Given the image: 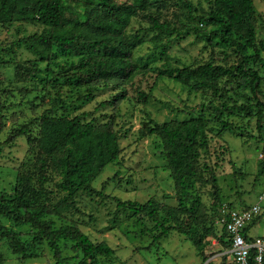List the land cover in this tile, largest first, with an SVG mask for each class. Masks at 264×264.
Segmentation results:
<instances>
[{
	"label": "rangeland",
	"instance_id": "obj_1",
	"mask_svg": "<svg viewBox=\"0 0 264 264\" xmlns=\"http://www.w3.org/2000/svg\"><path fill=\"white\" fill-rule=\"evenodd\" d=\"M114 1L121 6L126 32L139 36L141 41L133 51V61L152 54L157 43L165 45L167 50L160 60L138 68L129 79L98 81L91 85V90L89 86L64 85L47 75V68L55 71L57 65L75 62V58L45 63L24 50L19 41L39 33L42 29L39 25L0 20V197L11 201L17 178L22 179L36 192L33 198L24 199L28 209L46 208L49 214L45 219L53 220L55 227L73 223L92 243H105L113 250L111 257L98 258L92 264H236L229 249L219 240L224 211L259 204V216L249 225L246 235L264 238V199L259 201L264 195V174L260 175L264 165V133L257 131L255 117L227 119L239 129L236 132L241 136L221 131L214 120L207 123L208 146L199 150L194 163L193 188L199 199L195 225L201 231L208 230L202 255L183 234L174 230L159 242H153L154 223L143 214L128 217L114 199L139 205L155 200L163 208L177 207V190L166 166L160 139L148 130L155 124L196 116L205 95L189 92L186 87L158 76L154 69L198 66L206 62L228 67L235 65L239 57L234 48L220 39L209 45L188 30L197 25L196 16L209 11V0ZM254 8L258 45L264 38V0H254ZM4 15L9 17L7 12ZM149 16L180 30L184 33L182 38L175 35L168 38L151 30ZM198 27L204 31L211 29L204 24ZM187 31L190 34L186 35ZM261 56L264 58V53ZM256 69L262 80L259 99L264 102V68ZM122 90L126 93L124 100L111 107H98ZM140 93L147 95L145 102L142 97L138 98ZM83 112L91 113L89 119H95L99 126L110 123L118 137L120 152L91 182L92 188L102 196L80 193L76 208H66L62 201L64 194L58 188L57 172L45 168L44 178L37 179L40 161L34 146L39 135L36 119L44 113L72 118ZM22 127H28V134L35 139L32 150L27 135L18 132ZM157 214L160 220L166 217L161 211ZM178 216L182 222L192 224L188 214ZM0 225L20 234L18 239L23 247L32 249L34 233L30 226H16L1 216ZM8 243L5 238L0 239L1 264H55L45 244L40 245L36 257L21 260L12 253ZM61 248L62 257L68 259L65 264H75L81 257L70 243H63Z\"/></svg>",
	"mask_w": 264,
	"mask_h": 264
},
{
	"label": "trees",
	"instance_id": "obj_2",
	"mask_svg": "<svg viewBox=\"0 0 264 264\" xmlns=\"http://www.w3.org/2000/svg\"><path fill=\"white\" fill-rule=\"evenodd\" d=\"M208 4L209 11L196 16L197 25L188 30L209 45L213 40L220 39L234 48L239 61L228 67L206 62L198 66L154 69L158 76L186 87L189 92L205 95L196 116L155 124L154 128L148 130L149 134L156 133L160 139L166 166L177 190V207L163 208L155 200L139 205L114 199L116 206L128 217L136 218L143 214L154 223L153 242H159L170 230H174L183 234L200 255L208 230L201 231L195 225L194 214L199 199L193 193L196 181L194 163L199 157V150L208 146V121L214 120L221 131L241 136L236 132L239 129L228 123L227 119L255 117L257 131L264 133V102L259 99L262 80L256 69L264 68V58L261 56L264 53V38L257 45L254 0H209ZM120 11L121 6L114 0H0V20L35 23L42 28L39 33L19 41L24 50L38 61L50 63L58 58L76 59L75 62L71 60L57 65L55 71L47 68V75L64 85L89 86L90 90L93 89L91 85L98 81L129 79L138 68H146L166 53V46L157 43L152 54L133 61V51L141 41L139 36L126 32L127 24ZM4 12L9 17H5ZM148 20L151 30L160 35L182 38L181 34H184L167 22H160L151 16ZM203 24L211 29H199L198 26ZM92 96L93 93H90ZM139 97L143 102L147 99L143 93ZM125 98L126 93L122 90L99 103L98 107H111ZM90 116L91 113L86 112L72 118L42 114L36 119L39 135L35 145V139L28 134V127L18 131L27 135L30 150L33 145L37 146L40 161L37 179L44 178L43 172L48 167L59 175L58 188L64 194L62 201L66 208H76V197L80 193L90 197L102 196L92 188L91 182L116 160L120 152L118 137L111 130L110 123L99 126L95 119H89ZM263 174L264 165L260 168V175ZM35 195L36 192L18 177L13 199L5 201L0 197V216L16 226L28 225L34 233L31 239L34 244L28 250L18 239L20 234L0 225V239L5 238L9 242L12 253L18 259L36 257L41 250L40 245L45 244L55 264H65L68 259L62 257L63 243L72 244L73 249L81 254L75 264H92L98 258L113 255V250L107 244L92 243L73 223L55 227L53 220L45 219L49 214L48 209L39 206L28 209L24 199ZM158 211L166 216L163 220L158 218ZM179 213L188 214L192 224L182 222ZM249 225L244 229L245 235ZM222 232L219 240L229 249L230 241L224 227Z\"/></svg>",
	"mask_w": 264,
	"mask_h": 264
},
{
	"label": "built area",
	"instance_id": "obj_3",
	"mask_svg": "<svg viewBox=\"0 0 264 264\" xmlns=\"http://www.w3.org/2000/svg\"><path fill=\"white\" fill-rule=\"evenodd\" d=\"M264 199V195L259 197V201ZM259 204L252 205L247 209H231L224 211L221 218V226L225 228L230 241L229 255L236 264H262L264 256V238H250L244 233V229L253 219L259 216ZM254 252L251 255V252Z\"/></svg>",
	"mask_w": 264,
	"mask_h": 264
},
{
	"label": "water",
	"instance_id": "obj_4",
	"mask_svg": "<svg viewBox=\"0 0 264 264\" xmlns=\"http://www.w3.org/2000/svg\"><path fill=\"white\" fill-rule=\"evenodd\" d=\"M207 262H205L204 264H206Z\"/></svg>",
	"mask_w": 264,
	"mask_h": 264
}]
</instances>
